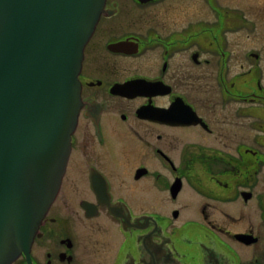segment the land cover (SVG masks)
Segmentation results:
<instances>
[{"label": "flooded vegetation", "instance_id": "af4514ba", "mask_svg": "<svg viewBox=\"0 0 264 264\" xmlns=\"http://www.w3.org/2000/svg\"><path fill=\"white\" fill-rule=\"evenodd\" d=\"M59 191L11 264H264V0H105Z\"/></svg>", "mask_w": 264, "mask_h": 264}, {"label": "water", "instance_id": "95a60500", "mask_svg": "<svg viewBox=\"0 0 264 264\" xmlns=\"http://www.w3.org/2000/svg\"><path fill=\"white\" fill-rule=\"evenodd\" d=\"M104 4L0 0V264L30 250L59 191Z\"/></svg>", "mask_w": 264, "mask_h": 264}]
</instances>
